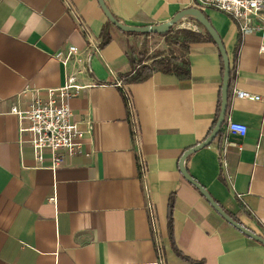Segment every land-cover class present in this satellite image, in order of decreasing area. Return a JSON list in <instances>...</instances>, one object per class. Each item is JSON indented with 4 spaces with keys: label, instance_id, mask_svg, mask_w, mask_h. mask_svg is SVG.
Segmentation results:
<instances>
[{
    "label": "crops",
    "instance_id": "0c3cea01",
    "mask_svg": "<svg viewBox=\"0 0 264 264\" xmlns=\"http://www.w3.org/2000/svg\"><path fill=\"white\" fill-rule=\"evenodd\" d=\"M104 2L131 26L163 24L195 8L194 0ZM202 11L225 45L235 79L221 138L191 154L186 168L243 226L264 237V32L241 36L226 14ZM107 22L98 0H0V264H264V245L227 223L180 169L183 155L211 135L219 118L224 63L218 45L206 40L189 44L188 52L177 46L179 52L162 54L188 59L190 80L157 72L120 86V77L134 70L130 58L140 59L152 36L113 29L114 41L99 50ZM192 31L206 35L197 22ZM70 47L77 51L65 63ZM70 77L81 87L70 107L84 136L76 154L52 171L49 155L45 166L35 160L11 109L24 106L34 90L63 87ZM236 91L263 100L237 99ZM229 120L247 126L245 138L227 135ZM224 140L242 146L229 148L227 174L216 153ZM173 194L175 241L188 260L176 254L169 236Z\"/></svg>",
    "mask_w": 264,
    "mask_h": 264
},
{
    "label": "built area",
    "instance_id": "2783aa9c",
    "mask_svg": "<svg viewBox=\"0 0 264 264\" xmlns=\"http://www.w3.org/2000/svg\"><path fill=\"white\" fill-rule=\"evenodd\" d=\"M194 6L200 10L212 9L229 16L236 24L241 36L264 32V0H194ZM196 22H182L181 29L193 30ZM77 49L70 47L67 63ZM264 54V45L260 49ZM62 52L58 57H62ZM76 79L70 77L65 86L57 89L34 90L31 99L24 105H14L11 114L15 115L20 123L21 134L29 135L28 144L33 148L35 160L40 166H45L46 155H49L48 167L57 171L62 167L68 156L76 154L80 144L79 141L84 134L72 120L70 100L75 97L80 86L75 84ZM123 86L122 81H118ZM237 99L262 101V97L247 91H236ZM128 106L131 116L130 125L133 140L136 144L141 143L140 126L133 115L130 96ZM27 124V126L25 125ZM248 133L244 124L229 120L227 135L235 139H243ZM221 138V136L219 137ZM235 147L241 150L242 146L238 141L224 140L220 143L216 153L218 155L221 171L227 174L229 168V148ZM142 176L147 172V167L142 159H139ZM52 202H56L53 197ZM150 223L154 232L157 231V217L153 205L148 206Z\"/></svg>",
    "mask_w": 264,
    "mask_h": 264
},
{
    "label": "water",
    "instance_id": "95a60500",
    "mask_svg": "<svg viewBox=\"0 0 264 264\" xmlns=\"http://www.w3.org/2000/svg\"><path fill=\"white\" fill-rule=\"evenodd\" d=\"M100 6L108 19V21L113 24L117 29L121 32L128 34H141V35H165L175 26L180 24L182 21L191 19L199 23L205 31L212 37L215 43L218 45L219 50L221 52L223 63H224V78H223V86H222V95H221V112L219 114V118L217 124L211 133V135L202 143L197 145L196 147L188 150L182 157L180 161V169L184 178L192 184L195 188H197L201 195L208 201V203L214 208V210L231 226H233L236 230L244 234L245 236L261 243L264 245V237L258 235L251 231L250 229L243 226L238 221L234 220L220 205L218 201L212 196V194L202 185L200 184L188 171L186 168V160L191 155L194 154L204 148L211 146L214 141L220 137L222 127L226 121L229 102H230V79H231V67H230V59L227 54L225 45L220 37V35L216 32L214 27L212 26L210 20L205 15V13L197 8H189L179 12L173 19L170 21L159 24V25H149V26H131L121 23L112 12L109 10L104 0H98Z\"/></svg>",
    "mask_w": 264,
    "mask_h": 264
},
{
    "label": "trees",
    "instance_id": "16d2710c",
    "mask_svg": "<svg viewBox=\"0 0 264 264\" xmlns=\"http://www.w3.org/2000/svg\"><path fill=\"white\" fill-rule=\"evenodd\" d=\"M113 29L120 31L109 21L106 23V25H104L102 32H101V43L98 47L99 50L105 49L110 43L114 41V36L112 33ZM174 32H175V29L173 28L167 34L161 35V36L164 37L167 42H169L170 36L174 34ZM124 34H128V33H124ZM177 34H178V37L180 36L181 39L180 40L177 39L175 43L178 46H180L183 50H186V52L189 51L188 45L191 43L203 42L206 40H210L211 42L215 43V41L212 39V37L207 32H206V35H202L201 33H198L192 30L180 29L178 30ZM129 35L145 36V37L152 36V35H141V34H129ZM239 43L241 44V41ZM130 60L132 61V64L134 65V70L131 73L122 75L120 77V80L122 81L124 85L146 82L157 72H161V73L168 74V75H175L180 80H190L192 78L191 65L188 59H182V58L175 57V56H164L163 57L162 55H158L152 58H145L144 56H142L138 60H134L133 58L132 59L130 58ZM149 61H152V63L148 64ZM223 74H224V64H223ZM234 79H235V72L231 71L230 82H233ZM221 95H222V91H220V100L218 104V116L221 112V104H222ZM124 96H125L126 102L128 103L127 95L124 94ZM175 203H176L175 195L173 194L171 195L169 209H168L169 236H170V240L172 243V247L174 251L176 252V254L179 257L183 258L184 260H188V258L185 257L183 253L178 249L176 241H175V236H174ZM223 209L234 220L241 223L239 218L236 215H233L232 213L227 211L224 207Z\"/></svg>",
    "mask_w": 264,
    "mask_h": 264
},
{
    "label": "rangeland",
    "instance_id": "374dc122",
    "mask_svg": "<svg viewBox=\"0 0 264 264\" xmlns=\"http://www.w3.org/2000/svg\"><path fill=\"white\" fill-rule=\"evenodd\" d=\"M182 24V22H181ZM181 24H178L177 26L174 27L175 32L170 36V41L167 42L165 38H163L160 35H152L151 39H146V44H150L149 46L146 45V49L141 51L144 57L149 53V49L152 50V54L149 57H155L158 55L165 54L166 52H179V48L177 47L178 45L175 43L176 40H180V36L178 37V30L181 29ZM147 58V57H146Z\"/></svg>",
    "mask_w": 264,
    "mask_h": 264
}]
</instances>
